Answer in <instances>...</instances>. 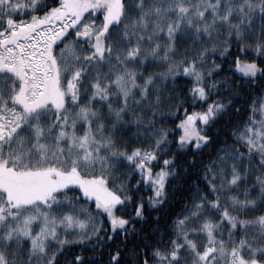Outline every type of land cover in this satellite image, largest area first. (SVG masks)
I'll return each mask as SVG.
<instances>
[{"label":"snow or ice","instance_id":"1","mask_svg":"<svg viewBox=\"0 0 264 264\" xmlns=\"http://www.w3.org/2000/svg\"><path fill=\"white\" fill-rule=\"evenodd\" d=\"M0 264H264V0H0Z\"/></svg>","mask_w":264,"mask_h":264}]
</instances>
